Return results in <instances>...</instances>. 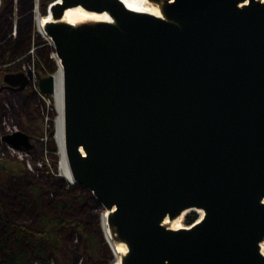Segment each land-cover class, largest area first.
Instances as JSON below:
<instances>
[{
  "label": "water",
  "instance_id": "water-1",
  "mask_svg": "<svg viewBox=\"0 0 264 264\" xmlns=\"http://www.w3.org/2000/svg\"><path fill=\"white\" fill-rule=\"evenodd\" d=\"M161 18L117 0H55L111 23H48L62 71L63 150L72 185L102 212L120 264H264V3L146 0ZM4 73V87L31 78ZM36 77L40 95L53 78ZM28 137L0 141L31 149ZM200 213L168 230L162 221Z\"/></svg>",
  "mask_w": 264,
  "mask_h": 264
},
{
  "label": "rangeland",
  "instance_id": "rangeland-1",
  "mask_svg": "<svg viewBox=\"0 0 264 264\" xmlns=\"http://www.w3.org/2000/svg\"><path fill=\"white\" fill-rule=\"evenodd\" d=\"M54 1L0 0V48L2 39L10 37L14 40L18 29L26 30L30 23V45L24 52L25 61L16 71L32 72L28 84L19 93H0V137L20 132L28 137L31 147L29 150L22 147L15 150L0 144V167L3 168L0 171V239L6 232L5 241H12L16 236L12 229L6 228V223L37 232L39 217L44 214L47 218H59L65 223L77 222L79 229L58 228L55 247L43 245L41 253H38V248L25 244L26 240L22 237L11 249L16 256L22 251L26 253L23 256L25 264H112L115 255L101 225L104 212L97 211L83 191L64 179L59 168V148L54 138L56 103L53 96L39 94L33 75L53 78L56 69L51 43L38 36L37 27V22L46 15L48 6ZM9 7L11 16L7 14ZM6 22L11 23L10 34L7 33ZM3 61L0 59V86L3 85ZM44 64L49 65L48 68ZM60 206L63 208L60 209ZM189 213L199 218L195 212H186L178 222L181 228L187 227L183 221ZM0 262L3 263L2 257Z\"/></svg>",
  "mask_w": 264,
  "mask_h": 264
},
{
  "label": "bare ground",
  "instance_id": "bare-ground-1",
  "mask_svg": "<svg viewBox=\"0 0 264 264\" xmlns=\"http://www.w3.org/2000/svg\"><path fill=\"white\" fill-rule=\"evenodd\" d=\"M122 4L125 8L135 13L140 14H148L154 16L156 18H161V14L159 11V7L153 3H150L146 0H117ZM259 2L264 3V0H259ZM99 22H108L111 23L110 19L105 14H95V13H88L80 9L79 7L66 9L63 11L62 16L59 20H53L50 16L49 10H46V16H44L41 20L37 22L38 32L41 36L47 40H49L45 33L44 27L48 23H64L70 26H78L80 24H93ZM53 58L56 60L58 64V71L54 77L53 75V92L51 96H53L54 102L56 103V110H57V118L55 121V140L59 148L60 154V169L62 171L63 177L72 184V180L67 168L66 159L63 150V134H62V71L61 66L59 64L58 59L53 54ZM264 203V199L262 200ZM110 212H104L102 216V224L103 230L105 233V237L109 242L112 251L115 255V261L112 264H120V258L125 254L126 248L121 243H116L113 239L112 233L110 232L108 225H107V215ZM187 211L183 212L180 216L176 217L173 220H167L166 218L162 221L161 226L168 229V230H179L181 227L178 225L179 220ZM199 218L202 216L201 212L198 213ZM259 253L264 256V239L261 243H259Z\"/></svg>",
  "mask_w": 264,
  "mask_h": 264
},
{
  "label": "trees",
  "instance_id": "trees-1",
  "mask_svg": "<svg viewBox=\"0 0 264 264\" xmlns=\"http://www.w3.org/2000/svg\"><path fill=\"white\" fill-rule=\"evenodd\" d=\"M10 7L8 8V11H7L8 16L11 14V11H12L10 9ZM31 8H32V6H31ZM2 13H3V11H2ZM29 19H30V17H29ZM6 25H7L6 26L7 33L10 34L11 23L8 22ZM19 28L21 29V27H19ZM38 36L40 38H43L39 32H38ZM30 38H31V36H30V23H29V27L26 30L20 31L18 29L17 36L14 40H12L10 37L2 39V41H1L2 47L0 48V59L2 61L4 59H6V60H4L3 63H1V64L6 66V65H8V64H10L16 60H20L21 63L24 62L25 61V60H23L24 54H25L24 52H25V50L27 51L29 48ZM43 39H45V38H43ZM50 48H51V45H50ZM14 55L16 57L13 58ZM7 58H10L11 60L10 59L7 60ZM12 58H13V60H12ZM52 58H53V55H52ZM48 62L51 63L50 61H48ZM54 62L56 65V69L54 71V74H56L59 67H58V64H57L55 59H54ZM34 65L37 66L36 63H34ZM44 65L47 66L46 64H44ZM48 66H47V68H48ZM0 171H3L2 167H0ZM50 185H51V183H50ZM73 186H74V188L77 187V189L83 191L84 196L88 197L89 201L93 204L94 208L97 211L100 210L98 205L95 203V201L92 199V197L90 196V194L86 190H84L83 188H81L80 186H77V185H73ZM78 200L82 201V198H79ZM62 208H63V206H60V209H62ZM103 214H102V216H103ZM102 216H101V225H102V230H103ZM196 220H197V215L194 213H189L185 216L183 224L188 227L191 224H193ZM37 224H38L39 230H37V232H29V231H26L25 229H23L21 227L15 228V227H12L11 225H9V223H6V225H5L6 228L12 229L15 232L16 236L12 240L13 242L4 240L5 234L7 232L4 234V236L2 235L3 237L1 236L2 238L0 239V251H1L0 258L2 257L3 263L0 262V264H25L23 262V260H24L23 256H25L26 253L22 251L19 253V255L16 256L12 253V249H11L12 246H14L13 244L16 245L17 243H19V241L22 237H24L26 240L25 244H27V245L30 244V247H32L33 249L38 248L37 249L38 253H41L40 250H42L43 245L55 247V245L57 243L56 242L57 237H56L55 232L58 228L63 227V226H67V227H73L76 230L79 229V225L77 224V222L65 223L62 220H60L59 218H51V217L47 218V216L44 214L40 215ZM103 233H104V230H103ZM104 235H105V233H104Z\"/></svg>",
  "mask_w": 264,
  "mask_h": 264
},
{
  "label": "flooded vegetation",
  "instance_id": "flooded-vegetation-1",
  "mask_svg": "<svg viewBox=\"0 0 264 264\" xmlns=\"http://www.w3.org/2000/svg\"><path fill=\"white\" fill-rule=\"evenodd\" d=\"M12 15V11H11V14L9 15V16H11ZM20 65H21V61L20 60H16V61H13L12 63H10V64H8V65H6V66H4V69H2V71H3V74L4 73H10V74H15V73H18V72H21V71H16L17 69H19L20 70ZM29 71V70H28ZM26 72V71H25ZM3 74L1 75V79H2V76H3ZM25 74V73H24ZM31 74H32V72H31ZM36 74V73H35ZM33 75H34V73H33ZM31 77H32V75H31ZM35 77V76H34ZM36 78V77H35ZM31 79V78H30ZM29 79V80H30ZM29 80H28V82H29ZM36 80V79H35ZM28 84V83H27ZM23 90V89H22ZM2 92H11V93H19V91H14L13 89H11V88H7V87H4V85H2V86H0V93H2ZM0 144H3L1 141H0ZM5 145V144H4Z\"/></svg>",
  "mask_w": 264,
  "mask_h": 264
}]
</instances>
